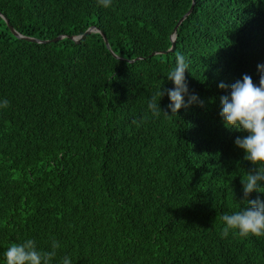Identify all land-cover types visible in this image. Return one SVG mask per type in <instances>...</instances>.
Masks as SVG:
<instances>
[{
  "label": "trees",
  "instance_id": "obj_1",
  "mask_svg": "<svg viewBox=\"0 0 264 264\" xmlns=\"http://www.w3.org/2000/svg\"><path fill=\"white\" fill-rule=\"evenodd\" d=\"M192 6L0 0V264L27 239L58 241L53 264H264V236L220 235L221 216L246 207L241 180L255 167L220 98L244 74L259 84L264 0H194L162 54ZM90 28L110 49L100 33L70 39ZM178 53L203 106L171 115L165 94L169 115L155 117L147 105L174 88Z\"/></svg>",
  "mask_w": 264,
  "mask_h": 264
},
{
  "label": "clouds",
  "instance_id": "obj_2",
  "mask_svg": "<svg viewBox=\"0 0 264 264\" xmlns=\"http://www.w3.org/2000/svg\"><path fill=\"white\" fill-rule=\"evenodd\" d=\"M97 2L105 8L112 5V0H97ZM188 67L184 55L178 53L175 67L167 73V79L173 82L174 88L159 89L147 105L153 116L159 117L161 112L169 115L157 103V97L160 101L165 94L170 100L167 108L171 110V115H177L182 107H189L193 103L203 106V101H200L196 94L189 93L185 78ZM257 71L260 73L258 85L253 82L250 75L244 74L242 79L230 86V93L220 98L222 105L220 116L225 127L247 133L243 137H237L234 143L244 151V160L255 166L251 171H247L246 177L241 180L243 185L241 201L246 207L221 216L223 221L221 238H227L230 231L243 238L264 236V201L259 197L254 200L249 199L254 192L264 193V64H258ZM218 87L225 89L228 85L221 82ZM185 96L188 97L187 103ZM8 106L7 99L0 101V108ZM133 123L136 124L137 121L134 120ZM59 248L60 244L56 240L51 242L50 250H39L32 239L13 243L4 252L5 264H53ZM59 264H72L71 258L64 256Z\"/></svg>",
  "mask_w": 264,
  "mask_h": 264
},
{
  "label": "water",
  "instance_id": "obj_3",
  "mask_svg": "<svg viewBox=\"0 0 264 264\" xmlns=\"http://www.w3.org/2000/svg\"><path fill=\"white\" fill-rule=\"evenodd\" d=\"M193 7H194V0H193V6L191 8V10L186 14V16L184 18H182V20H180V22L178 23V25L175 27L174 29V32H173V37H172V48L168 51V52H165V53H162V54H166V53H169V52H173L174 51V48H175V39H176V31H177V28L178 26L184 21V19L191 14L192 10H193ZM13 34L18 37V38H23V39H26L28 41H31V42H37V43H40L41 41L39 40H36V39H33V38H28V37H24L22 35H20L19 33H17L13 28H11ZM91 33H100L103 37V33L102 32H99L96 28H90L89 30H87L85 32V34L83 36H78V37H70V39L74 40L75 42H79L82 38H84L85 36L91 34ZM65 36H60L58 37L55 41H58V40H61V39H64ZM104 41H105V44L107 46L108 49H110V46H109V43L107 41V39L104 37ZM154 56L157 55V53H154L153 54Z\"/></svg>",
  "mask_w": 264,
  "mask_h": 264
}]
</instances>
